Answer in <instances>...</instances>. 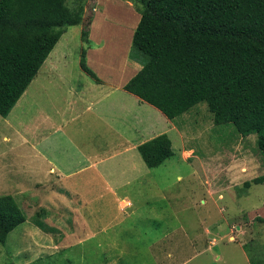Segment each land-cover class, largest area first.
I'll return each mask as SVG.
<instances>
[{
  "label": "rangeland",
  "instance_id": "rangeland-1",
  "mask_svg": "<svg viewBox=\"0 0 264 264\" xmlns=\"http://www.w3.org/2000/svg\"><path fill=\"white\" fill-rule=\"evenodd\" d=\"M138 16L128 1L87 0L82 23L68 27L54 47L55 53L61 52L57 64L59 70L70 74L68 81L71 83L79 81V55L84 45L90 49L91 63L93 58L101 56L92 66L88 61L87 65L102 82L105 78L99 75L103 77L101 73L108 71L123 73L128 75L127 78L134 76L140 67L126 60V51H130L132 37L128 35L136 21L133 18ZM83 30L86 34L81 37ZM92 33L107 35V44L103 43L97 49L96 37L90 44L89 35ZM117 43L123 48L113 46ZM45 66L44 62L39 77ZM49 87V95L59 97L68 90L56 79L52 88ZM100 90L102 88L98 89L97 97L101 96ZM131 95L118 90L112 97L102 99L100 105L123 106L116 111L118 117H124L132 108L137 115L139 108V131L140 127L143 128L150 137L166 134L173 151L170 159L154 169L145 166L138 152L130 158L132 165L128 167L136 168L126 175L131 176V184L122 187L120 183L117 191L124 193V199L131 202L132 208L125 211L134 210L132 218L113 220L119 219L116 214L119 202H113L109 195L95 201L98 205L106 201L105 211L108 213L101 217L106 222L95 218V222L88 223L84 231L73 234L79 237L72 238L71 224L64 215L63 206L68 204L64 197L66 202L49 197H45V202H27L26 195L30 197L34 192L29 194L27 188L17 185L22 176L12 172L4 179L0 174V196L17 195L14 200L26 217L25 223L8 234L5 244H0V264H153L147 254L129 253L130 250L134 252L133 245L172 243L179 246L188 242L187 247H190L193 241L197 250L201 246L209 249L204 254L194 255L190 264H264V182L252 183L249 188L244 186L245 182L264 177V157L257 147L256 135L243 137L232 125H214L205 103L170 121L149 104L134 101V95ZM131 116L127 115L128 122ZM81 120L82 117L77 121ZM119 121L115 125H119ZM7 130L12 132V128ZM3 132L5 128L0 121V134ZM89 135L77 137L84 139L86 136L87 139ZM2 147L0 142V149ZM14 152H17L15 161H19L20 149ZM56 153L57 157H64L58 150ZM121 163L113 164L120 169ZM122 179L121 174L115 178L116 181ZM45 194L54 193L48 189ZM42 213L44 216L37 217ZM38 220L46 229L37 226ZM102 227H105V235L98 231ZM89 228L96 230V237L82 238L81 234L88 232ZM163 236L166 238L162 239ZM107 248L110 251H106ZM120 248L127 251L121 254L117 251ZM179 258L176 256L172 263L177 264Z\"/></svg>",
  "mask_w": 264,
  "mask_h": 264
},
{
  "label": "trees",
  "instance_id": "trees-1",
  "mask_svg": "<svg viewBox=\"0 0 264 264\" xmlns=\"http://www.w3.org/2000/svg\"><path fill=\"white\" fill-rule=\"evenodd\" d=\"M86 1L0 0V117L9 115L66 29L82 23ZM122 1L140 16L129 60L141 66L123 89L170 121L205 103L214 125L256 135L264 157V0ZM86 49L79 68L99 83ZM137 151L150 169L173 156L166 134ZM263 182L259 177L244 186ZM25 221L14 198L0 196V244Z\"/></svg>",
  "mask_w": 264,
  "mask_h": 264
},
{
  "label": "crops",
  "instance_id": "crops-1",
  "mask_svg": "<svg viewBox=\"0 0 264 264\" xmlns=\"http://www.w3.org/2000/svg\"><path fill=\"white\" fill-rule=\"evenodd\" d=\"M137 18H133L136 20L133 31L140 16ZM105 24H107L106 21ZM103 28L106 29V25ZM132 30L129 31V37H132ZM94 37H96L94 41H96L97 49L103 43L107 44V41L105 42L107 35L95 36L94 33L89 35L90 44L94 43ZM117 45L121 44L117 43L113 46ZM121 48H123L122 45ZM89 52L90 49H87L86 60L92 66L101 56L98 59L93 58L91 63L92 57H89ZM126 52L128 53L126 60L141 68L138 63L129 60V51ZM60 57L61 52L55 53L53 48L45 60L46 66L42 76H38L39 70L9 115L6 118L0 117L5 128V132L0 134V142L3 146L0 149V174L4 179L5 175L12 172L22 176L17 185L27 188L29 194L34 192L30 194V197L26 195L27 202H45V197L66 202L65 198L68 204L63 206L64 215L68 217L67 223L71 224L72 238H77L79 236H73V234L79 230L84 231L88 223L95 222V218L99 222H106L102 219L105 213H108L105 211L106 201L102 202V205H98L95 201L108 198L109 195L113 202H119L118 209L116 208L119 219L113 218V220L126 221L132 218L135 211H125L132 208L131 202L124 199L126 195L118 193L117 190L120 188V183L122 187L131 184V176L126 177V175L136 171L134 166H128L132 165L129 163L132 161L130 158L138 152V146L155 137L146 135L141 127L139 131V108H137V115H134V108L130 109L127 115L133 116L128 122L127 115L118 117L116 114V111L123 106L100 105L102 99L112 97L115 91H125L124 85L133 76L127 78L128 75L123 73L108 71L101 73L103 77L98 73L100 78H105L104 82L97 77L99 83H95L80 70L81 72L77 74L80 80L71 83L68 81L71 78L70 74L59 70L57 64ZM54 79L68 88L67 92L60 97L54 94L49 95V86L52 88ZM100 88H102L101 96L97 97L96 94ZM133 97L134 101L141 103L137 97ZM81 117L82 120L78 122L77 120ZM117 120H123V122L119 121L120 123L117 122L119 125H115ZM7 128H12V132H9ZM80 134L90 135L87 139L86 136L84 139H79L77 136ZM17 148L20 149L17 156L19 161H15L17 152L14 150ZM57 150L64 157H57ZM119 161H122L123 165L120 169H116L113 163L119 164ZM118 174H121L123 179L116 181ZM48 189L54 194H45ZM12 197L15 199L17 195ZM41 216L44 215L41 214ZM43 229H46L44 223ZM87 231L81 234L82 238L96 237L97 232L94 228H89ZM98 231L105 235V227L99 228ZM164 238L166 237L163 236L162 239ZM187 244L188 242H185L184 246L172 245V243L155 246L148 243L143 247L135 244L134 252L130 250L129 253L147 254L153 264H173L172 261L176 256H180L176 259L177 264H190L194 255L201 252L204 254L203 252L209 249L207 246H201L197 250L194 247V241L191 242L190 247H187ZM106 251L110 250L107 248ZM117 251L122 254L127 249L120 248Z\"/></svg>",
  "mask_w": 264,
  "mask_h": 264
}]
</instances>
